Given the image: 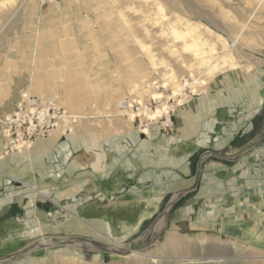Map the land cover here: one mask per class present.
I'll list each match as a JSON object with an SVG mask.
<instances>
[{
    "label": "rangeland",
    "instance_id": "obj_1",
    "mask_svg": "<svg viewBox=\"0 0 264 264\" xmlns=\"http://www.w3.org/2000/svg\"><path fill=\"white\" fill-rule=\"evenodd\" d=\"M254 63L264 66V0H0V111L27 88L79 116L70 138L61 139L67 152H55L52 171L45 167L44 175H21L18 165L8 167L0 160V215L18 205L12 226L0 230V257L49 236H82L101 243H42L2 264H146L145 258L106 249H121L111 239L131 248L140 244L136 250L158 257V264H205L193 259L222 255L231 264H264V213L261 220L242 223L235 214L227 218L220 186L216 194L207 190L208 196L193 190L178 197L166 185L163 193L169 189L168 194H140L126 183L121 168L111 193L109 187L94 188L90 168L100 153L106 159L123 157L132 130L146 131L152 124L169 130L171 109L204 93L217 75ZM132 100L146 105L147 112L164 103L171 108L150 119L140 114L139 125L138 118L122 115ZM25 149L19 152L26 154ZM83 170L88 171L84 179L78 175ZM110 175L100 176L108 182ZM25 183L42 193L28 192ZM251 192L243 198H251ZM129 199L133 206H124ZM65 206L78 216H92L90 226L36 232L39 225L65 223ZM135 214L141 216L138 223H132ZM146 236L150 239L143 246L129 244Z\"/></svg>",
    "mask_w": 264,
    "mask_h": 264
},
{
    "label": "crops",
    "instance_id": "obj_2",
    "mask_svg": "<svg viewBox=\"0 0 264 264\" xmlns=\"http://www.w3.org/2000/svg\"><path fill=\"white\" fill-rule=\"evenodd\" d=\"M203 92L189 97L174 109L169 130L152 124L146 131L137 129L127 133L123 157L106 159L100 153L97 159L95 155L90 164L94 188L104 191L109 187V191L114 192V183L117 184L119 175L123 174L116 169L121 168L125 171L126 183H132L131 188L134 186L140 194L154 190L163 193L166 185L178 192V197L193 190L207 195V190L219 192L216 186H220L221 205H224L227 218L235 214L236 222L261 220V213H264L259 194L264 177V66L254 63L248 68L217 75ZM14 103L0 114L12 111ZM68 138L56 131L46 138L36 139L32 147L26 149V154L14 151L3 155L4 140L0 134V160L8 167L18 165L21 175L35 172L44 175L48 169L45 167L53 168L55 152L61 156L67 152L68 144L61 139ZM61 143L65 146L61 147ZM62 159L68 163V159ZM66 165L69 170L70 164ZM108 172L112 175L107 182V177L100 175ZM87 173L83 170L78 175L84 179ZM247 190L252 192L251 198L246 200L243 196ZM170 192L168 189L163 194ZM126 202L124 206L133 204L132 199ZM107 217L117 224L109 212ZM140 217L136 215L132 223H138ZM12 221L13 218L0 223V230H8ZM236 230L241 229L237 227Z\"/></svg>",
    "mask_w": 264,
    "mask_h": 264
},
{
    "label": "built area",
    "instance_id": "obj_3",
    "mask_svg": "<svg viewBox=\"0 0 264 264\" xmlns=\"http://www.w3.org/2000/svg\"><path fill=\"white\" fill-rule=\"evenodd\" d=\"M146 108V105L132 100L122 115L130 118L129 116L134 114L133 120L138 118L141 125L143 122L139 118L140 112ZM171 110L167 114L170 115ZM78 117L45 96L36 95L29 89L22 90L12 111L0 114V134L4 140L3 155L19 152L21 148L29 149L36 139L46 138L56 131L67 135L73 131ZM165 123L168 125V120L163 122Z\"/></svg>",
    "mask_w": 264,
    "mask_h": 264
},
{
    "label": "bare ground",
    "instance_id": "obj_4",
    "mask_svg": "<svg viewBox=\"0 0 264 264\" xmlns=\"http://www.w3.org/2000/svg\"><path fill=\"white\" fill-rule=\"evenodd\" d=\"M153 97H160V95L158 94V95H155ZM168 107H169V104L168 103H164L161 106L157 107V109L155 111L147 112L145 109H143L140 113L141 114L145 113V115H147V118L150 119V118H154V116H156V115H159L160 112L163 111V110H165L167 112ZM169 108H171V107H169ZM130 116H133V115H130ZM93 165H95V164L93 163ZM25 185L28 187V192H31L32 194L42 193L41 190L36 187V185H28L26 183H25ZM42 195H44V194H42ZM65 207H61L66 212V214L68 215L65 223L59 224L57 226L56 225L52 226V225H47V224L46 225L45 224L39 225L40 227H39L38 231H36V232L41 233V232H51V231H61V230L80 231V229H82V225L90 226V224L88 223V222H90L89 220H87L85 218H82V217L80 218V216H78L76 213H74L73 210H70L69 208H67V207L65 208ZM154 235H155V233H154ZM107 238L111 239L108 236H107ZM146 238L150 239L149 236L148 237L146 236L144 241H141V238H139L137 241H134V242H136V243L139 242L142 245V244H145ZM48 240H49L48 237H43V238L40 239V241H42V242H47ZM111 240L116 245L120 246L121 249H116V248L110 247V246H106V249H109L111 251L119 252L120 254L122 253V251L127 249L129 251L127 252V254H124V255H126V257H132V258H134L136 260H141V259L145 258L146 259V261H145L146 264H158V262L161 260L158 257L157 258L156 257H149L148 254H146L144 252H140V251L138 252L136 250V247H138L140 244L138 246L136 245L135 248H131V247H129L130 245L124 246L121 243H119V242H117V241H115L113 239H111ZM150 243H151V241H150ZM148 244L149 243H147V245ZM186 248H188L192 252H197L194 245L191 246L190 244H187ZM65 250H66V248H65ZM189 259L190 258L181 259V260H189ZM199 259H202V258H199ZM199 259H193V260L195 262H198V261L202 262V263L204 262L205 264H231L228 261V259L225 258L224 255L220 256L219 258H214L212 260H210L209 257H205L202 261L199 260ZM168 260L173 261L174 259H168ZM170 264H176V263L175 262H171Z\"/></svg>",
    "mask_w": 264,
    "mask_h": 264
},
{
    "label": "water",
    "instance_id": "obj_5",
    "mask_svg": "<svg viewBox=\"0 0 264 264\" xmlns=\"http://www.w3.org/2000/svg\"><path fill=\"white\" fill-rule=\"evenodd\" d=\"M101 233V232H100ZM103 234V233H101ZM49 240L47 242H42V241H37L34 244L28 245L27 247L16 251L12 254H9L7 256H2L0 257V264H2L3 262H7L9 260H14L20 256L26 255L27 253L31 252L32 250H34L37 246H39V244L45 245V246H57V245H64L67 246L69 244H87V243H91L93 245H100L101 243L96 241L95 239L92 238H86V237H82V236H49L48 237ZM139 239V238H138ZM138 239H135L134 241H137ZM131 241L129 244H131ZM129 250H124L122 251L121 254H127ZM119 253V252H117Z\"/></svg>",
    "mask_w": 264,
    "mask_h": 264
},
{
    "label": "flooded vegetation",
    "instance_id": "obj_6",
    "mask_svg": "<svg viewBox=\"0 0 264 264\" xmlns=\"http://www.w3.org/2000/svg\"><path fill=\"white\" fill-rule=\"evenodd\" d=\"M11 208V209H10ZM16 208V206H10L8 210H10V212L6 215L2 214L0 215V223L2 224V222H6L7 220L11 219L13 217V210Z\"/></svg>",
    "mask_w": 264,
    "mask_h": 264
},
{
    "label": "trees",
    "instance_id": "obj_7",
    "mask_svg": "<svg viewBox=\"0 0 264 264\" xmlns=\"http://www.w3.org/2000/svg\"><path fill=\"white\" fill-rule=\"evenodd\" d=\"M13 206H16V209H17V207H18V205H17L16 203H14V204H13ZM16 214H17V211L13 212V214H12V215H13V217H15V216H16Z\"/></svg>",
    "mask_w": 264,
    "mask_h": 264
}]
</instances>
